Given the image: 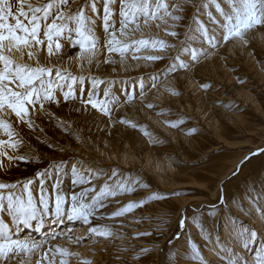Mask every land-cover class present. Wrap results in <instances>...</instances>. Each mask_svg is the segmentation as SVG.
Segmentation results:
<instances>
[{
  "label": "snow or ice",
  "instance_id": "6c2138e0",
  "mask_svg": "<svg viewBox=\"0 0 264 264\" xmlns=\"http://www.w3.org/2000/svg\"><path fill=\"white\" fill-rule=\"evenodd\" d=\"M74 2L75 0H38L36 4H33L28 0H0V133L8 138L7 140L0 139V157L7 158L9 164L15 160L28 162L29 157L20 154V148L24 141L12 123L3 118V114L10 111L14 113L18 121L27 125L29 129H35L38 125L33 114L37 111V105L39 106L38 111L43 114L45 119H54L50 108L46 105L56 104L59 106L60 101L57 98V93L63 96L65 103L75 101L77 99L75 85H83L85 82L84 76L77 78L68 69L61 70L60 67L53 69L43 66L39 59V46L46 41L47 51L51 56L53 55V44H55V53L62 55L61 40L67 39L73 48L78 46V58L86 61L91 67L96 57L94 49L98 46L95 31L96 20L102 19L105 35L104 46L109 53H118L123 59L132 48L139 52L141 47L151 46L154 50L164 51L172 45L163 40L141 39L131 43L127 40L122 42L116 38V24H119L120 36L127 37L129 30L140 29L141 21L144 25H149L154 21H160L167 25L170 20L172 22L170 27L173 30L166 34L179 38L175 29L184 19L183 13L189 4V0H175L171 4L166 0H100L99 3L97 0H85L84 4L73 10L70 4ZM210 6L215 7L218 16L209 11L207 13L208 22L216 27L209 28L200 20H193L197 27L192 29L189 26V32L186 33V36L195 34V40L201 44H207L209 49L218 50L221 47V41L217 35L220 30H222L224 43L232 40L246 44L249 33L264 26V0H227V9L222 7L217 0H210L209 4L196 7L199 12L200 8ZM100 7H102V17L99 15ZM89 12L92 14L91 16ZM133 25L134 29H132ZM73 34L75 39H73ZM184 51H188L187 47L184 48ZM214 54L211 51L192 48L190 57L191 61L195 63L199 62L201 58H207ZM25 56H27V60ZM162 58L158 55L144 57V59L153 62ZM33 60L35 66L28 62ZM109 62L111 61L105 60V63ZM191 67L192 64L183 60L178 63L172 62L161 74H153L150 85H145L141 79L140 99L143 100L147 87L155 88L160 79H166L169 74ZM261 67L264 70V64ZM87 79L91 83V88L87 92V99L82 98L84 88H79L81 104L85 107L90 105L92 109L109 117L111 122L113 108L121 101L112 93L110 86L103 90V99H98V89L104 81L91 76ZM203 87L206 89L209 85L205 83ZM166 91L173 96L180 95L178 91L170 87L166 88ZM134 98L133 94L127 93L124 103H132ZM145 106L150 109L154 108L152 104ZM119 123L134 129L139 127L148 137L150 144L160 143L142 126H138L130 120L120 119ZM184 123L185 120L180 118L169 122V126L179 128ZM57 126L65 131L68 130L62 121L58 122ZM191 131L194 133L195 129ZM48 146L54 147L51 144ZM6 147L11 148L14 154L9 155L5 150ZM260 151L264 152V149H260ZM256 154L252 153V155ZM3 168L5 166L0 162V169ZM62 171L57 165L52 171L46 168L43 171H37L34 177L22 181L0 182V213H6L10 217V223L0 220V264H32L35 254L41 252L44 245L48 243L47 240H36L32 237L20 238L21 228L34 229L39 233L46 220L51 224L60 225L65 219L72 223L79 222L83 225H90V218L93 216L99 218L100 209L107 207L104 201L108 197H116L126 192L132 193L137 186L140 188L149 187L139 178L133 181L118 178L117 171L113 170L109 177V180L112 181L111 184L106 180L98 192L94 186L84 188L78 193L73 192L69 201L60 191ZM237 171H239V165ZM71 172L73 186L90 183L91 177L86 181L77 167H73ZM49 179L54 181L50 186L51 191H49L47 183ZM36 181H38V189L35 186ZM262 191H264V187H262ZM90 192H96V194L89 196ZM146 199L158 201L166 199V196L155 192ZM144 203L145 200L129 203L111 215L122 216ZM219 203L220 205L225 203L223 197ZM240 210L247 215L249 225L245 227L238 224L236 218H233L231 223L225 221L226 236L222 241L218 237L217 242H214L209 249L215 254V259L212 260H206L201 254V250L189 241L191 259L195 260L197 264H247L240 258L237 248L248 249L256 241L258 232H264V197H258L257 200L252 201L250 208L245 209L241 205ZM179 224L183 230L185 217H181ZM67 231L71 232L72 229L69 228ZM87 231L94 236L103 238L113 235L109 227L90 226ZM201 232L206 241L210 239V234L205 232L203 227H201ZM58 235H63V233L53 229L51 239H55ZM68 238L71 239V236ZM88 238L91 239V236ZM178 238L179 236H177ZM76 243L80 244L82 241L77 239ZM149 250L145 248L142 251L147 253ZM55 253H59L61 257L59 264H68L67 257L76 255L70 253L68 249L60 247L55 248ZM37 264H40V261H37ZM81 264H92V262L83 260ZM253 264H264V245L256 250Z\"/></svg>",
  "mask_w": 264,
  "mask_h": 264
},
{
  "label": "rangeland",
  "instance_id": "374dc122",
  "mask_svg": "<svg viewBox=\"0 0 264 264\" xmlns=\"http://www.w3.org/2000/svg\"><path fill=\"white\" fill-rule=\"evenodd\" d=\"M75 1H77V0H75ZM173 1L175 2V0H166V2L169 3V4L174 3ZM190 1H189V3L191 4V7H189V5L186 7V9H185L186 12L183 13L184 20L181 21L182 23H180V25H179L180 27H177L176 28L177 30L175 29V31H177V33H178V36L180 37V35H181L180 42H179V40H177L176 37H174L175 38L174 39V38H170L169 35H166V33L169 30H171V31L173 30L170 27V25L172 24L171 21L169 22L168 25L163 26V28H161V34H159V33L156 34V33L149 32V31H146L145 32L143 30L140 31V33L137 31L138 34H139V37L137 36V38H135L137 40L133 39V41H138V40H141V39L154 40L156 38L159 40L160 38H162L160 40H165L168 44L172 45L171 48H173V47L176 48L174 50V52L171 53V55H170V52H171L170 49L171 48H169V47H168L169 49L166 48L164 51L154 50L153 48H151V46H149V47H142L139 52L135 51V48H132V50L129 51L128 53H126L125 56L123 57V58H128V60H132L133 59V61H136V62H139L140 61L139 63H144L146 65V66L143 65L144 67L141 66V67H137V68H135V67L134 68H130L131 67L130 66V67H128V69H127V67H125V68L123 67L124 69H120L121 68V64H120L121 61L120 60L122 59L120 57V55L118 53H115V52L114 53H109L107 51L106 47L104 46V43H105L104 42L105 35H104V31H103L102 19H97L96 20V28H95V31H96V36H97V40H98V46L96 47V49H94V51L96 53V57H95V62L91 65V67H89V65H86L88 67L84 66V64H86L85 63L86 61H82L81 59L78 58V53H79L78 46L76 48H73L72 45L68 42L67 39H62L61 40V45H62L61 53H62V55L55 53V44H53V55L49 56L48 51H47V42L45 41V43L43 45H41L42 47L39 46V49H38L39 50L38 51L39 52V59H40L41 63L42 64L43 63H45V64L47 63L46 65L43 64V66H45V67H52L53 69H55L56 67H60L61 70L68 69L72 73V75L76 76L77 78H79L81 75L82 76L84 75L85 82L83 83V85H75V87L77 88V99L75 101H72L73 103L70 102L69 103L70 105H68V103H65L64 102L63 96L61 94L57 93V98L60 101L59 106H57L56 104L46 105V107L50 108L53 116L55 117L54 119H45L44 116H43V114H41L38 111L39 106L37 105V111L33 114L35 116V118H36V124L38 125V127H36L35 129H29L27 127V125H25L24 123L18 121L17 118L15 117L14 113H11L10 111L7 112V113H5V114H3V118L6 121L12 123V125L17 130L19 136L23 139L24 143L25 144H28V145L31 144L32 146L34 145L36 148L43 150L44 153H42V155H44V157H46L47 154H52L54 156H55V154L58 155V149H59V147H61L65 151H67L66 155L73 154L74 149H77L79 151H84V150H87L88 151L90 149L93 150V151L95 150V153L93 151H91V153H89L88 155L89 156H92V158L94 160H95L94 157L100 158L99 159L100 161L101 160L105 161V159L108 156H110V154H111L110 152L112 150L115 151L114 154H116V155L117 154L118 155L119 154H122L124 152L123 151L124 148H129V151L132 150L133 153H135V157L136 158H135V160H133L134 163H133V161H128V160H126V162H125V159L122 158V159H119L120 161H117V160L114 161L116 163H114L112 161H109L108 164L110 166L108 165V168L111 169L112 171L113 170L118 171L117 172L118 173V178H121V179L126 180V181L127 180H132L133 181V180H136L138 178L140 180H142L144 178L142 176H147V174L152 175V173H153V175L149 177V180H148L149 182L146 183L145 178L143 179L145 182L142 180L147 185H150L151 188L149 190L148 188H146V189L144 188L143 189V188H140L139 186H137L136 190H139L140 193H138V191H136V190L133 191L134 192V193H132L133 196L130 195L122 203H120V206L117 205L118 208H115L111 212H108V215L111 216V218L109 220H112V222H114L113 226L119 224L118 221L123 216L128 215V213H132V211L133 212L135 211L134 212L135 214H132V216L134 215L133 218L135 217L134 219L137 220L140 216L144 217L145 215H140V216L138 215V214H140L139 210L142 212V214L145 213V210H141V209H147L148 207L145 208V205H147L149 203V201L152 202V200H147L146 198L152 196L153 193H155V192H159V193L164 194L166 196V199L158 200V201H160V202H158L159 205L164 204L168 200L169 201H172L175 197H178L180 195L186 196L187 197V201L186 202H187L188 206L186 207V210H185L184 214L182 212L180 215H175L174 214V212H176L175 209L174 210L172 209V211H171L168 208H166L165 206H164L165 208L158 206V207H156L154 209V211L155 212L157 211V213L154 212L152 214L153 219L154 218L155 219L150 221L151 222V225L149 223H146V225L145 224L144 225L142 224V226L141 225L140 226L138 225L140 228L137 230L136 233L133 234L134 235L133 237H134V240L135 241L138 240L139 243H144L145 246H149L148 248H152V246L154 247V244L156 245V243L159 242L160 239H162L165 234H168L169 233V235L167 236V241L165 243H163L165 245V253L164 254L160 253V256L161 257H163L165 254L167 255L169 253H172L171 249L174 247L175 244H177L176 242H179V241H181L186 248L190 249V250H187V249L184 248V251H186V253L191 252V245L189 244V241H191V242L193 241V243L199 248L200 247L199 245H201L202 244L201 242H203V240H201V239L204 237L203 234H202V232H201V227H203V229H204L205 232H207V233L210 234V232H209L210 229H207L206 228V226L204 225V220L203 219L206 218V217L209 218V219H206L207 220V224L208 225H211L210 222L213 220V216H214V214L211 213V211H214L217 207L220 206L219 205L220 204L219 202H220L221 198L223 197V192H222V194H220V198L218 200H216V198H213V199L208 198L206 196L207 195V192L205 194L206 198L203 197V194L205 193L206 188H208V187H214V185L216 184V181H212L209 186L206 185L207 187L201 188V186H203V181L206 182V178L209 175V173H207L206 170L212 168L213 166H220V165H217V163L218 164H222L224 162L226 164H229L231 161H232L231 163H233L234 156H236L240 152V150L244 149L243 147H246V146L250 145L251 143L254 144V142L255 143H257V142L260 143V140L261 141H264V116L261 114V113H264V111H260V113L256 111L258 114L255 113L254 110H253V108H251V107H253V105L251 104L250 100H247V101H244L243 99L241 100L242 96L240 95L238 97V95H237V94H240L239 90H241V88L239 87L240 86L239 84H241V83L244 82L245 77H254V76L255 77H257V76L259 77V73H261L260 70H262V67L260 66V68H259L258 65L264 64V51H263L262 48L257 47L256 46L257 45L256 43H253L252 44V46H255L256 48L253 49V52L254 53L251 52L250 54L253 55V57H255V58H257L259 56L260 57L262 56V59L260 57L257 58V59L254 58L255 59L254 60L255 64L253 62H249V60L247 58L244 59L247 56V54H245L247 50H244L243 53L245 54V56L244 55L242 56L243 53L241 55L240 54H236L235 56H233V57L230 58L231 60H227L228 62L226 63L225 67H227L229 65L230 68L227 67V69L226 68L224 69V67L222 65V66H219L220 68L217 67L219 69L215 68V69L211 70L210 68H206V67L204 69V66H202L203 68L201 67L200 69L205 70V71H199V73H198L199 75L197 76V80H200L201 79V81H202L200 84H198L199 83V81H198L197 83L195 82L192 85L187 86V87H183V88H180L181 86L180 87H178V86L177 87L176 86L171 87L173 89L176 88L177 89V90L175 89L176 91L179 90V93H180L181 96L180 95L179 96H173V95L169 94V92L166 91L164 93L165 95L162 94L163 97L166 98V100L163 101L162 99H165V98H163V97L160 98L159 97L161 100L159 101V98H154V100H155V102H154V100H152V99L145 98V96L147 95L148 91L152 88V87H147L146 88V92H145L144 97H143L146 100L143 99L144 101H141L140 102L141 99H140V96H138L139 95L138 93L140 92V80L141 79L143 80V82L145 83V85H150V83H151V77L153 76V74H161L170 65V63H172V62H176L177 63L178 60H180V61L181 60H184V56H186V58H189V59H187L189 64H193L194 62H192L191 59H190V52H191L192 48H196V49L198 48V50H200V49H202L205 46L204 49L206 51H211V52L220 51V49H218L217 51L216 50L214 51L212 49H209V47H208L207 44H201V43L197 42L195 40V34L194 35H191V36H186V33L189 32V26H191L192 29H195L197 27V25H195L193 23V20H200L201 22L205 23V25L207 24L208 25V26L206 25L207 27L213 28L215 25H212V24H210L208 22L207 13L209 11H211L213 13V15L218 16V14L216 13V10H215V7L214 6H210L208 8H200L199 9V12H198V9L196 8V6H199V5H202V4H209L210 3V0H197L198 2L192 0L193 3L190 2ZM226 1L227 0H217L218 3H221V4H224L225 5V6L222 5V7H224L225 9H227V2ZM28 2L33 3V4H36L38 2V0H28ZM99 2H100V0H97V3H99ZM84 3H85V0L84 1L82 0L81 2H78V4L77 3L75 4V2H74L75 5H73V3H72V6L73 7L71 6V4H70V7H72V9L75 10L77 6L82 5ZM192 4H193V7H192ZM117 8H118V4H117ZM187 11L188 12L190 11L189 12L190 14L187 13ZM185 13H187V15H184ZM188 14H189V16H188ZM198 14H200V15H198ZM89 15L91 16L92 14L89 12ZM99 15L102 17V7L99 9ZM197 15L199 16V18H197L198 17ZM188 17H189V19H188ZM49 22H51V21H49ZM141 22H143V21H141ZM141 22H140V24H141ZM154 22H156V21H154ZM116 26H117L116 28H118V30H117V32H118L119 31V24L117 23ZM261 27H264V26H260V28ZM163 29H167V30H163ZM181 33H183V34H181ZM158 34H159V36H158ZM217 35L220 38L221 46H222V44L224 43L223 40H222L223 39L222 38V30L218 31L217 32ZM73 39H75V35L74 34H73ZM117 39H120V38L117 37ZM122 39L125 40L126 38H121L120 40L122 41ZM126 40L128 42L130 41L129 43L132 42L130 40V38H129V40L128 39H126ZM175 40H177L179 42V44H178L177 41L175 42ZM171 41H173V42H171ZM195 42H197V43H195ZM249 42H250V39H248V42L246 44L245 43H242V45H243L242 47L247 46V44L249 45ZM185 47H187V49H188L187 52L184 51V48ZM255 49H256V51H255ZM166 50L169 51V52H165ZM261 51H262V53H261ZM259 52H260V55L258 56ZM166 53H168V54L166 55ZM137 54H140V55H137ZM154 55H158V56H161L163 58L160 59V60H158V61H155V62L144 59L145 56L147 57V56H154ZM216 55H218V54H215V56ZM134 56H136L135 60L133 58ZM241 56H242L243 59L240 58ZM138 57L140 58V60H139ZM179 57H181V58L180 59H177ZM166 58H167L168 62L167 61L165 62ZM25 59L27 60V56H25ZM41 59H43V60H41ZM169 59H171V60H169ZM201 59L199 60V62L201 61ZM258 59H260V61H256ZM102 60H103V63H101ZM105 60H109L111 62H109L107 64V63H105ZM187 60H186V63H187ZM236 60H240V61H236ZM246 60H248V61L246 62ZM243 61H245L246 64ZM28 62H33L34 63L35 61L33 60V61H28ZM150 62H152V65H151ZM199 62H197V63H199ZM239 62H241V63H239ZM81 64H83V67H81ZM196 64L194 63L193 65H196ZM250 64L255 65V68L253 69V71L250 70L252 68V65H250ZM106 65H109V66H106ZM113 65H115V66H113ZM33 66H35V63L33 64ZM234 66H236V67H234ZM245 66H247V67H245ZM116 67H117L118 70L116 69ZM233 67H234V69H233ZM125 69H127V70H125ZM222 69H223V72H226V71L227 72L226 73H223L222 72ZM81 70H83V71H81ZM120 70L121 71H124L125 70L124 71L125 74H122ZM230 71H231V73H230ZM238 71H239V73H236ZM262 71L264 72V70H262ZM115 72L117 73V75H116ZM208 72H211V74L210 73L207 74L209 77L206 75V73H208ZM79 73H81V74H79ZM112 73L114 75H116V76L113 75L114 76L113 77L112 76ZM234 73H236L235 76H232L231 77V75H233ZM108 74H109V77H108ZM200 74H202V75H200ZM249 74H251L252 76H250ZM119 75H122V76L120 77ZM215 75L217 77H215ZM220 75H222V76H220ZM89 76L104 81V83L100 84V86H99L98 95H97V98L98 99H103V90L106 87H109L110 86L112 93L120 101H122L121 103H119L118 105H116L113 108V111H112V114H111L112 115V121L114 123L112 121L111 122L113 124L110 122L109 117L104 116L101 112H99V111H97L95 109H92L90 105H87L85 107L83 104H81V96H80V93H79V88L80 87H83L84 88L85 91H84V95H83L82 98L83 99H87V92H88L87 90H89L91 88V83L87 79ZM200 76H202V77H200ZM241 76H244V78L241 77ZM53 77H54V72H53ZM233 77H235V78H233ZM202 79L205 80V81H203ZM237 79L238 80L241 79V80H239L240 82H235V80L238 81ZM161 80L162 79L159 80V83L161 82ZM223 80H225L226 82L223 81ZM250 80H251V78H249V81ZM205 83H207L209 85V87L206 88V89L203 87V85ZM210 84L211 85L214 84V85L211 86ZM251 85L253 86V84H249L245 88L247 90H249V88L252 87ZM221 87H223V88L221 89ZM237 87H239L238 88L239 90L237 89ZM188 88H189V91L187 90ZM219 88H220V90H221L222 93L220 92V90L218 91ZM225 88H227V89L225 90ZM180 89H182V90H180ZM207 89L209 91H207ZM214 89H215V91H214ZM184 90H185V92H184ZM228 90H231V91H228ZM216 91H218V92H216ZM232 91L233 92L235 91V93H233ZM191 92H194V93H191ZM207 92H209V93L210 92H213V93H210L209 94ZM214 92H216V93H214ZM252 92H254V91H252ZM127 93H131V94L134 95V97H135L134 98V101H136V104H135L134 101L132 102L131 105H130V103L129 104L128 103H124V100L126 99V94ZM218 93L221 94L220 96H222V98H218V96H217ZM225 93H228L230 95L233 94V96L231 95L228 98V100L230 99L229 101L226 100V101H228V103L229 102L230 103L233 102L229 106L227 104L224 105V103H223V105L221 104L222 101H224V99H225L223 97V95ZM211 94L212 95L214 94V95L211 96ZM162 95H160V96H162ZM182 95L185 96V97L187 95L188 96L190 95V96L189 97L187 96L186 97L187 100H186L185 97L183 98ZM234 95H236V96H234ZM255 96H256L255 97V100L256 99L257 100L259 99L258 100V103H259L260 108L261 109H264L263 93H259V94L258 93L257 94L255 93ZM179 97H182L183 98V99L180 98V100H183V102L178 99ZM193 97H194V100H193ZM216 97H217L218 100L215 99ZM207 101H208V103H207ZM212 102H214V103H212ZM234 102H236V103L243 102V104H241V105H237V104L234 105L235 104ZM188 103H189V105H188ZM146 104H152V105H155V106H154V108H151L150 109V108H147L145 106ZM180 104H182L183 106L180 105ZM217 104H218L219 107L217 106ZM136 105H138V106L136 107ZM159 105L162 108V110L165 109V108L167 109L165 111V114L167 116H164V117H161L160 116L161 113H163L164 111L157 110V108H159ZM119 106H120V108H119ZM131 106L133 108H131ZM156 106H157V108H156ZM164 106H166V107H164ZM185 106H186V108H185ZM187 107L189 109H187ZM217 107L218 108H221V107L227 108L228 107L230 109V111H229V109H227V110L224 109L225 112H223L224 110L222 108L221 109H218ZM116 108L119 109V110L117 111ZM183 108H184V110H183ZM77 109H79V110H77ZM87 109H89V111ZM168 109H169V111H168ZM231 109H232V111L236 110L233 113L246 112L247 113L246 118H247V121L248 122L245 121L244 122L245 125L242 124V126L240 125L241 126L240 127L239 126V123H238L239 119L238 118L236 119V117L234 116L235 119H236V122H235L236 124H234V125L233 124H230L231 121L230 120L227 121V120L229 119V116H230L229 113L231 112ZM115 110L117 111V113H116ZM187 110H189V111H187ZM91 112H94L95 113V116H93L94 113L92 115ZM180 112H182V113H180ZM219 112H220V114H219ZM227 112H228V114H227ZM251 112H252V115H251ZM120 114H122V115H120ZM146 114L149 115V116H146ZM221 115H222V118H221ZM153 116H155V117H153ZM123 117H125V118H123ZM223 117H224V119H223ZM226 117H228V118H226ZM130 118H133V119H130ZM155 118H157L158 120L156 121ZM180 118H183L185 120V123L180 126L181 128L182 127H184V128H182V129L180 127L179 128H172V127L169 126V122L174 121V120H177V119H180ZM225 118H226V121H225ZM120 119H127V120H130V121H133L135 124H138V126H142L145 131H147L148 128H149L150 130L147 131V132L151 133L153 137H155L156 139H158L160 141V143H158L157 146L159 147V149L161 148L160 150L163 149L162 150V154L165 155L167 153L168 156L171 157L172 161L173 162H176V163H174V167H175V164L177 165V167L172 168V170H171V168H169L166 164L163 165V163H161V166H158L159 169L158 168L155 169L154 166H152L153 164H148V165L146 164L145 165L144 164V162H145L144 161V158L147 156V151H148V155L150 154V152H151L150 149L152 148V146L149 143L148 138H146L147 136L144 135V133L140 130V128H135L134 129V128L128 127L126 125L120 124L119 123V120ZM61 121L64 123V127L68 129L67 131H65L63 128L57 126L58 122H61ZM104 121H106V122H104ZM109 122H110V124H108ZM215 122L218 123V124L216 125ZM103 125H105V126H103ZM208 125H209V127H206ZM218 125L221 126V128L218 127ZM223 125L224 126L226 125V126L224 127ZM243 127L246 128L247 130L244 129ZM214 128L215 129L218 128L220 130V132H219L220 134L219 133L218 134L217 133H214V132H216ZM41 129H43V130H41ZM192 129H195L194 134L191 131ZM239 129L242 132H240ZM106 130L108 132H106ZM167 130L171 131L170 132V135H168L169 134V131H167ZM175 130H178V132L175 131ZM213 130H214V132H213ZM222 130H223V132H222ZM244 131H246V133ZM158 132H159V134H157ZM198 132H200V134H198ZM211 132H213V133H211ZM183 133H184V135H187V136H184ZM221 134H223V135L226 134V135L223 137V135H221ZM175 135H177L181 139L183 138L182 136H184V138H186V139H189L190 138L191 140L189 139V142H192V143L191 144L188 143L185 146L184 144L181 143V140L180 141L179 140L176 141ZM205 135H207V136H205ZM214 136H217V137H214ZM159 137H161V139ZM163 137L166 140V141L163 140L164 142L162 141ZM0 139L7 140L8 138L6 136H4L3 133H0ZM39 139L44 140L45 143H43V141H41ZM196 139H197V142H196L197 144L195 143V140ZM216 139H219V140H216ZM258 139H260V140H258ZM167 140H168V142H167ZM48 141L51 142V143H54V147H49L48 145L50 143H48ZM109 143H110V145H109ZM167 143L170 144V145H168ZM201 143H203V144H201ZM159 144H160V146H159ZM204 144H205V146H204ZM154 145L156 146V144H154ZM165 145H168V147L165 146ZM257 146H258L257 148H253V151L252 152H250V153H248V154L245 155V157L241 160V161H244L243 163H241V161H240L237 164V166L239 165V169H241V170H239L240 172L237 171V168H236L235 169L236 173H235V171H234L235 174L233 173L235 176L232 175L230 177L231 181L233 182L232 186H235L236 189L230 190V188H229L230 186L224 185V188L225 187H228V189L226 188L225 192L227 193V192L230 191L229 197H232L233 196V193L234 194L235 193L237 194V192H238V195H242V196L243 195H246L245 194L246 193V190H244L243 188L241 189L242 183L244 184L245 181L248 183L249 187H252V188H254V187L256 188L259 183L261 184L263 182V180H264V157H263L264 156V152H261L260 149H264V145L261 146V145L257 144ZM104 147H105V149H104ZM96 148H97V150H96ZM101 148H102V150H101ZM148 148H149V150H148ZM5 150L8 152L9 155H13L14 154L13 153V150L11 148H7L6 147ZM100 150L102 151V153H101ZM104 150H106V151H104ZM177 150H179V151H177ZM235 151H236V153H235ZM232 153H233L234 156L232 155ZM252 153H257V154L256 155H252ZM20 154L21 155H24L22 153V146L20 148ZM225 154H227L228 157ZM42 155H41V157H42ZM142 156H143V158H142ZM220 156L223 157V158H221ZM224 156L227 157V160L228 161H226L224 159ZM246 157H247V159H245ZM140 158H142V159H140ZM0 159H1L0 162H2L3 164L8 161L7 158H5V157H0ZM75 159H76L75 157L69 158V159L64 158V159H62V161L60 160V162H55L50 167H47V169H49L50 171H52V170H54V168L57 165L61 169H63V171H62V177H61V182L63 183L64 180H67L68 181L69 177L72 176V172H71L72 169H71V166L69 164L72 163L73 161H75ZM123 159H124V163L121 164L122 163L121 160H123ZM251 159H255L254 160V163H252L251 165L247 164L249 167H247V166L245 167V164H246L245 162H248ZM34 160L35 159L29 160L28 162L15 160L11 164H13L15 168H17V166L19 167L17 169V171H18L17 173L22 176V180H25L27 178H30V176L27 174V173H29V171H28L29 165L30 164H37L39 162L38 160H35V161ZM140 160H141V162H139ZM215 160H217V161L215 162ZM84 161H86V160H83L82 162H84ZM219 161H221V163ZM63 162H65V163H64L63 166H61L63 164ZM119 162H120V165H117V164H119ZM129 162H130V165H129ZM8 163H9V161H8ZM67 163H68V165H67ZM101 163H103V162H99L98 161V165H100V166L98 168H94L96 170V172H97L96 175H95V177H98V176L101 177L100 175H102V173L104 172L103 171L104 168H102L103 165ZM131 163H132V165H131ZM134 164H135V166H134ZM140 165H142L143 167L144 166H147V167L146 168L144 167L145 168V170H144V168L142 166H140ZM113 166L114 167L116 166V168L114 169ZM118 166H121V167L119 168ZM131 167H133V168H131ZM140 167H141V169H137V168H140ZM147 168H151L152 170L151 169H149V170L152 171V172L148 171ZM161 168H163V170ZM245 168H247L248 170L245 169ZM119 169H121V170H119ZM157 169L159 170V172H158ZM251 169H253V170H251ZM160 170H162L164 172H162ZM126 171H128V172H126ZM245 171H246V173H245ZM256 171H258V172L256 173ZM138 172H142L143 174L142 173H138ZM181 172H182V174H181ZM63 173L65 175H63ZM169 173L172 174V176L174 177L173 183H175V184L168 182ZM175 173H177V174H175ZM136 174H138V175H136ZM109 175L111 176V173L107 174L106 175V178H108ZM160 175H162V176H160ZM163 175H164V177H163ZM152 177H154L157 180H155ZM150 179H152V180L154 179V180L152 181ZM106 180L108 182L110 181L112 183V181L109 180V178L106 179ZM162 180H163V182H162ZM4 181H6V180H4ZM4 181L2 180L1 182H4ZM50 181L52 182L53 180L49 179L47 181L48 185L49 184L51 185L54 182L53 181L51 183ZM156 182H157V184H156ZM177 183H178V185H177ZM37 185H38V181L35 182V186H37ZM173 185H175L176 187L173 186ZM166 187H168V188H166ZM199 188H201L203 190H201ZM239 190H240V192H239ZM98 191H99V189H98ZM135 192L137 194H135ZM143 192H145V193H143ZM140 194H141V196H140ZM37 196H38V194H37ZM138 196H140V197H138ZM173 196H175V197H173ZM169 197H171V198H169ZM247 197L248 196H245L244 198H247ZM140 200H145V203L142 206L135 208L138 212L135 209H133L132 211L127 212L126 214H124L122 216H112L111 215V213L116 212L118 209H120V207H124V206L128 205V203H136V202H138ZM198 202H200L199 204L208 203V205L207 204L205 206L201 205L202 208L196 209L195 207L198 205ZM239 204L240 205H237V206L238 207H241L242 204L241 203H239ZM213 206H215V207H213ZM157 208H159V210ZM190 209H191V211L192 210L193 211L191 212ZM201 209H203V210H201ZM186 211L189 212V213H187ZM190 213H191L192 216L189 215ZM163 214H164V216H162ZM2 215L3 214L0 213V220H3L2 219L3 218ZM104 215L102 214V216H104ZM154 215H156V216H154ZM165 215H166L167 218L165 217ZM181 215H183V217H185V227H184L183 230H181L180 224H179V221H180V219L182 217ZM112 217L113 218L115 217V218L113 219ZM158 217H159V220H158ZM161 219H163V220H161ZM113 220H115V221H113ZM133 223H135V221H133ZM160 223H162V224H160ZM189 223L191 225L194 224V226L189 227L190 226ZM169 224H171V225H169ZM147 225H149V226H147ZM51 226L53 228L54 227V224H52ZM159 226H162V227H165L166 226V227H168V230H165L164 229L165 232H166L165 234L159 233V234H156L155 235L153 233V231H155L157 229V227H159ZM192 227L194 229H191ZM87 228L88 227L85 228L86 232L83 235L84 236L83 237L84 241H87L88 242V244H89L88 247H90V246L91 247H94L95 246V248H98V244L100 242L103 243V241H105V238H103V237H97V236H94V235L90 234L87 231ZM110 228L113 229L112 227H110ZM60 230H61V228H57L56 229V232H60ZM145 230H146V232H145ZM159 230L160 229H158V231ZM196 230H198V231H196ZM32 232H33V230H30L29 231V234H31ZM188 232L190 233V235L188 234ZM186 234H188V236H189L188 239L183 238V236H185ZM192 234H193V236H196L195 237L196 240H191V239H193L192 236H191ZM215 234L216 235H219V233L217 234V232ZM51 235H53V234H52V232L50 230L49 233L47 234V237H45L43 240H48ZM90 236H91V239L88 238ZM177 236H179L178 239H177ZM37 237H38V235H37ZM144 238H146V241L145 242H142V239L145 240ZM184 240H186V243H185ZM128 241H130V243L132 242L131 240H128ZM162 241H163V239H162ZM153 242H154V244H153ZM189 245H190V247H189ZM140 254L138 255L139 257H137V259H136V260L139 259L138 260L139 262L136 261V262H138L137 264H150V263L151 264H166V262L164 260H163L164 262L161 261V258L158 257L157 255L156 256H150V257H148L144 252L141 255ZM56 255L57 256H60L59 253H56ZM133 256H135V255H133ZM155 258H156V260H155ZM163 258H165V257H163ZM86 260L91 261L92 264L93 263L94 264H98L97 261L99 260V258L97 256L90 257V258L87 257ZM125 262H126V264H129L130 263V262L128 263V260H126ZM167 262H169V261H167ZM99 264H101V263H99Z\"/></svg>",
  "mask_w": 264,
  "mask_h": 264
},
{
  "label": "bare ground",
  "instance_id": "6f19581e",
  "mask_svg": "<svg viewBox=\"0 0 264 264\" xmlns=\"http://www.w3.org/2000/svg\"><path fill=\"white\" fill-rule=\"evenodd\" d=\"M82 0H77V1H75V4L77 3L78 4V2H81ZM84 1V0H83ZM190 1V0H189ZM194 1H196V2H198L197 0H194ZM174 2V1H173ZM190 2H192L193 3V1L191 0ZM227 2V1H226ZM195 3V2H194ZM225 3V2H224ZM74 3H73V5H75ZM199 4V3H198ZM226 4V3H225ZM189 5V7H191V4L189 3L188 4ZM221 5H224V4H221ZM71 6H72V3H71ZM225 6V5H224ZM73 7V6H72ZM71 7V8H72ZM192 7H193V4H192ZM101 8V7H100ZM197 8V7H196ZM190 9V8H189ZM191 10V9H190ZM193 11V10H192ZM191 11V12H192ZM186 12V11H185ZM190 12V11H189ZM188 11H187V13H189ZM187 13H185L184 15H187ZM198 13V12H197ZM190 14V13H189ZM189 14H188V16H189ZM192 14V13H191ZM198 15H200V14H198ZM197 15V16H198ZM193 16V15H192ZM187 17V16H186ZM194 17V16H193ZM203 17V16H202ZM197 18H199V16L197 17ZM188 19H189V17H188ZM184 20V19H183ZM203 20V19H202ZM169 22H170V20L168 21V24H169ZM180 23H182V22H180ZM167 24V25H168ZM157 25H159V26H157ZM207 25V24H206ZM163 26H166V24L165 23H162V22H160V21H156V22H150L149 23V25H144L143 24V22H141V24H140V29L139 30H129V33H128V36L127 37H121L120 36V33H116V38L117 37H119L120 39L121 38H126V39H128L129 40V38H130V40L131 41H133V39H135V38H137V36L139 37V34H138V32L140 33V31H149V32H153V33H159V34H161V28H163ZM182 26V25H181ZM184 26V25H183ZM208 26V25H207ZM117 27V26H116ZM178 27H180V26H178ZM215 27V26H214ZM135 28V26H132V29H134ZM169 28V27H168ZM184 28V27H183ZM172 29V28H171ZM117 30H118V28H117ZM163 30H167V29H163ZM177 30V29H176ZM180 30V29H179ZM138 31V32H137ZM169 31H171V30H169ZM99 32V31H98ZM167 32V31H166ZM165 32V33H166ZM180 32V31H179ZM186 32V31H185ZM101 34V33H100ZM159 34H158V36H159ZM181 34H183V33H181ZM143 35V34H142ZM150 35V34H149ZM167 35V34H166ZM157 36V35H156ZM101 37V36H100ZM141 37V36H140ZM151 37V36H150ZM179 37V36H178ZM180 37H181V35H180ZM180 37H179V39L177 38V40H179V42H180ZM132 38V39H131ZM170 38H174L173 36H170ZM104 39V38H103ZM125 39V40H126ZM157 39V38H156ZM160 39H162V38H160ZM159 39V40H160ZM175 39V38H174ZM248 39H250V42H249V45L247 44V46H245V47H242L243 45H242V43L241 42H239V41H235V42H233L232 40H230L229 42H227V43H223L222 44V46L221 47H219V49H220V51H217V52H214L215 54H218V55H216L215 56V54L214 55H210V56H208L207 58H202L201 59V61L199 62V63H197V62H195V64L196 65H193L192 64V67L190 68V69H187V70H184V69H181V70H178L177 72H174V73H172V74H169L168 76H167V78L166 79H162L161 80V82L160 83H158V86L157 87H155V88H151L149 91H148V93H147V95L145 96V98H147V99H152V100H154V98H161V97H163V95L162 94H164L165 92H166V88H171V87H174V86H178V87H180V88H183V87H187V86H190V85H192L193 83H197L198 81H199V83L198 84H200L202 81H201V79L200 80H197V76L199 75L198 73H199V71H205V70H202V69H200L202 66H204V69H205V67L206 68H210L211 70H213V69H215V68H217V67H219V66H222L223 65V67H224V69L226 68L227 69V67H229V65L227 66V67H225V65H226V63L228 62L227 60H231L230 58L231 57H233V56H235L236 54H242L243 52H244V50H247L246 51V53L245 54H247V56L244 58V59H248L249 60V62H253L254 64H255V62H254V60L255 59H257V58H259L260 56V52H259V54H258V56L259 57H257V58H255V57H253V55H251L250 53L251 52H253V49L254 48H256L255 46H252V44L253 43H256L257 45V47H260V48H262L263 49V51H264V27H258L257 29H255V30H253V31H251L250 33H249V35H248ZM135 40H137V39H135ZM177 40H175V42L177 41ZM182 40V39H181ZM223 40V39H222ZM122 41H124L123 39H122ZM163 41H165V40H163ZM192 41V40H191ZM254 41V42H253ZM101 42V41H100ZM104 42H105V40H104ZM130 42V41H129ZM171 42H173V41H171ZM170 42V43H171ZM178 42V41H177ZM179 42H178V44H179ZM195 43H197V42H195ZM105 44V43H104ZM172 44V43H171ZM175 44V43H174ZM177 44V43H176ZM192 44V43H191ZM184 45V44H183ZM201 45V44H200ZM204 46V45H203ZM42 47V46H41ZM194 47V46H193ZM142 48V47H141ZM152 48V47H151ZM169 48H171V47H169ZM169 48H167V49H169ZM205 48V46L202 48L203 50H205L204 49ZM207 48V47H206ZM145 49V48H144ZM149 49V48H148ZM176 48L175 47H173V48H171L170 50H171V52H170V55H171V53L172 52H174V50H175ZM197 50H198V48H197ZM208 50V49H207ZM39 51V50H38ZM45 51V50H44ZM178 51V50H177ZM206 51V50H205ZM215 51V50H214ZM255 51H256V49H255ZM42 52V51H41ZM47 52V51H46ZM106 52V51H105ZM165 52H169V51H165ZM149 53V52H148ZM254 53V52H253ZM258 53V52H257ZM261 53H262V51H261ZM131 54V53H130ZM168 53H166V55H167ZM245 54L243 53L242 54V56L244 55L245 56ZM105 55V54H104ZM137 55H140V54H137ZM169 55V56H170ZM41 56V55H40ZM184 56V55H183ZM242 56L240 57V58H242ZM121 57V56H120ZM136 57V56H135ZM146 57V56H145ZM167 57V56H166ZM43 58V57H42ZM101 58V57H100ZM107 58V57H106ZM139 58V57H138ZM181 57H179V58H177V59H180ZM238 58V57H237ZM236 58V59H237ZM255 58V59H254ZM261 59H262V56L260 57ZM104 59V58H103ZM187 59H189V58H186V56H184V62H186V60ZM190 59H191V57H190ZM243 59V58H242ZM41 60H43V59H41ZM46 60V59H45ZM135 60V59H134ZM139 60H140V58H139ZM169 60H171V59H169ZM248 60H246V62L248 61ZM47 61V60H46ZM101 61V60H100ZM99 61V62H100ZM121 61V68L120 69H124L125 67H127V69H128V67H130V68H137V67H141V66H143V65H145L144 63H139V62H136V61H133V59L132 60H128V58H123V59H121L120 60ZM119 61V62H120ZM168 62V60H167V58H166V60H165V62ZM236 61H240V60H236ZM256 61H260V59H258V60H256ZM178 62H180V60H178L177 61V63ZM232 62V61H231ZM242 62V61H241ZM241 62H239V63H241ZM245 64H246V62L245 61H243ZM29 63H33V62H29ZM35 63V62H34ZM33 63V64H34ZM86 64H84V66H86V65H88L87 64V62H85ZM98 63V62H97ZM101 63H103V60H102V62ZM151 63V65H152V62H150ZM187 63H188V60H187ZM237 63V62H236ZM243 63V64H244ZM257 63V62H256ZM44 65H46L45 63H43ZM99 64V63H98ZM108 64V63H107ZM112 64V63H111ZM231 64V63H230ZM250 65H252V68L250 69V70H252L253 71V69L255 68V65H253V64H250ZM258 65V64H257ZM49 66V65H48ZM51 66V65H50ZM98 66V65H97ZM106 66H109V65H106ZM105 66V67H106ZM113 66H115V65H113ZM146 66V65H145ZM237 66V65H236ZM236 66H234V67H236ZM259 66V68H260V66L261 65H258ZM86 67H88V66H86ZM124 67V68H123ZM144 67V66H143ZM234 67H233V69H234ZM243 67V66H242ZM245 67H247V66H245ZM244 67V68H245ZM85 68V67H84ZM159 68V67H158ZM203 68V67H202ZM220 68V67H219ZM219 68H217V69H219ZM230 68V67H229ZM232 68V67H231ZM107 69V68H106ZM109 69V68H108ZM116 69H117V67H116ZM127 69H125V70H127ZM142 69V68H141ZM144 69V68H143ZM152 69V68H151ZM209 69V70H210ZM247 69V68H246ZM72 70V69H71ZM85 70V69H84ZM114 70V69H113ZM112 70V71H113ZM118 70V69H117ZM124 70V71H125ZM150 70V69H149ZM157 70V69H156ZM232 70V69H231ZM81 71H83V70H81ZM111 71V72H112ZM121 71V70H120ZM124 71H121V73L122 74H125V72ZM159 71V70H158ZM247 71V70H246ZM258 71V70H257ZM256 71V72H257ZM134 72V71H133ZM141 72V71H140ZM215 72V71H214ZM220 72V71H219ZM222 72H223V69H222ZM221 72V73H222ZM227 72V71H226ZM226 72H223V73H226ZM260 72L261 73H259V77L257 76V77H245V79H244V82L243 83H241V84H239L240 86V88H241V90H239L238 88L239 87H237V89L239 90V92H240V94H237L238 95V97L241 95L242 96V98H241V100L243 99L244 101H247V100H250V102H251V104L253 105V107H251V108H253V110H254V112L255 113H257V112H259L260 113V111H264V109H261L260 108V106H259V103H258V100L256 99L255 100V97L257 96H255V93L257 94H259V93H263V98H264V72L262 71V70H260ZM108 73V72H107ZM116 73V72H115ZM147 73V72H146ZM211 74V72H208V73H206V75L207 74ZM230 73H231V71H230ZM229 73V74H230ZM236 73H239V71L238 72H236ZM236 73H234L233 75H231V77L232 76H235V74ZM248 73V72H247ZM79 74H81V73H79ZM78 74V75H79ZM253 74V73H252ZM88 75V74H87ZM114 74L112 73V76H113ZM116 75H117V73H116ZM116 75H114V76H116ZM200 75H202V74H200ZM244 75V74H243ZM250 76H252L251 74H249ZM82 76V75H81ZM84 76V75H83ZM113 76V77H114ZM120 77L122 76V75H119ZM208 76V75H207ZM220 76H222V75H220ZM79 77V76H78ZM108 77H109V74H108ZM118 77V76H117ZM200 77H202V76H200ZM205 77V76H204ZM209 77V76H208ZM211 77V76H210ZM215 77H217L216 75H215ZM224 77V76H223ZM241 77H243L244 78V76H241ZM100 78V77H99ZM219 78V77H218ZM230 78V77H229ZM233 78H235V77H233ZM249 78H251V80L249 81ZM109 79V78H108ZM116 80V79H115ZM114 80V81H115ZM203 80V79H202ZM238 80V79H237ZM239 80H241V79H239ZM236 81L235 80V82H240V81ZM203 81H205V80H203ZM220 81V80H219ZM223 81H225V80H223ZM226 82V81H225ZM234 82V81H233ZM113 83V82H112ZM222 84V83H221ZM227 84V83H226ZM249 84H253V86L251 87V88H249V90H247L245 87L246 86H248ZM211 85V84H210ZM214 85V84H213ZM213 85H211V86H213ZM233 85V84H232ZM223 86V85H222ZM235 86V85H234ZM226 87V86H225ZM233 87V86H232ZM216 88V87H215ZM223 87H221V89H222ZM231 88V87H230ZM132 89V88H131ZM174 89H176V88H174ZM192 89V88H191ZM227 88H225V90H226ZM229 89V88H228ZM177 90V89H176ZM180 90H182V89H180ZM188 91H189V88L187 89ZM213 90V89H212ZM220 90V88L218 89V91ZM235 90V89H234ZM88 91V90H87ZM193 91V90H192ZM207 91H209L208 89H207ZM214 91H215V89H214ZM218 91H216V92H218ZM228 91H231V90H228ZM236 91V90H235ZM235 91L233 92V93H235ZM252 91H254V92H252ZM168 92V91H167ZM178 92H179V90H178ZM184 92H185V90H184ZM187 92V91H186ZM195 92V91H194ZM194 92H191V93H194ZM216 92H214V93H216ZM220 92H221V90H220ZM238 92V91H237ZM190 93V94H191ZM207 93H209V92H207ZM206 93V94H207ZM210 93H213V92H210ZM209 93V94H210ZM222 93V92H221ZM139 94V93H138ZM160 95H162V96H160ZM165 95V94H164ZM214 95V94H213ZM212 94H211V96H213ZM216 95V94H215ZM221 94L220 93H218L217 94V96H218V98H222V96H220ZM232 96H233V94H231ZM230 94H228V93H225L224 95H223V97L225 98L224 99V101H222V105H223V103H224V105L225 104H227L228 106L229 105H231L233 102H229L228 103V101L230 100H228V98L231 96ZM119 96V95H118ZM139 96V95H138ZM137 96V97H138ZM181 96V95H180ZM183 96V95H182ZM188 96V95H187ZM186 96V97H187ZM190 96V95H189ZM188 96V97H189ZM209 96V95H208ZM220 96V97H219ZM234 96H236V95H234ZM136 97V98H137ZM185 96H183V98H184ZM185 97V99L187 100V98ZM215 97V96H214ZM213 97V98H214ZM159 98V101L161 100ZM163 98H165V97H163ZM180 98H182V97H179L178 99L180 100ZM182 98V99H183ZM192 98V97H191ZM144 99V98H143ZM208 99V98H207ZM215 99H217V97L215 98ZM214 99V100H215ZM232 99V98H231ZM235 99V98H234ZM144 100H146V99H144ZM144 100H140V102L141 101H144ZM163 101L164 100H166V98L165 99H162ZM185 100V101H186ZM190 100V99H189ZM193 100H194V97H193ZM210 100V99H209ZM218 100V99H217ZM226 100H228V101H226ZM180 101H182L183 102V100H180ZM212 101V100H211ZM122 102V101H121ZM135 102V104H136V101H134ZM139 102V103H140ZM151 102V101H150ZM154 102H155V100H154ZM206 102V101H205ZM210 102V101H209ZM215 102V101H214ZM214 102H212V103H214ZM218 102V101H217ZM73 103V102H72ZM159 103V102H158ZM207 103H208V101H207ZM219 103V102H218ZM235 104L234 105H241V104H243V102H241V103H236V102H234ZM129 104V103H128ZM132 103H130V105H131ZM184 104V103H183ZM216 104V103H215ZM68 105H70L69 103H68ZM157 105V104H156ZM162 105V104H161ZM180 105H182V104H180ZM187 105V104H186ZM188 105H189V103H188ZM191 105V104H190ZM214 105V104H213ZM212 105V106H213ZM221 105V106H222ZM251 105V106H252ZM81 106V105H80ZM79 106V107H80ZM138 105H136V107H137ZM155 106V105H154ZM183 106V105H182ZM195 106V105H194ZM217 106H218V104H217ZM124 107V106H123ZM164 107H166V106H164ZM219 107V106H218ZM217 107V108H218ZM226 107V106H225ZM236 107V106H235ZM238 107V106H237ZM246 107V106H245ZM250 107V106H249ZM73 108V107H72ZM118 108V107H117ZM116 108V109H117ZM119 108H120V106H119ZM122 108V107H121ZM125 108V107H124ZM131 108H133L132 106H131ZM156 108H157V106H156ZM182 108V107H181ZM185 108H186V106H185ZM223 110L225 109V110H227V109H229L228 107L227 108H223V107H221ZM221 108H218V109H221ZM240 108V107H239ZM243 108V107H242ZM80 109V108H79ZM187 109H189L188 107H187ZM193 109V108H192ZM196 109V108H195ZM82 110V109H81ZM88 111H89V109H87ZM119 109H117V111H118ZM122 110V109H121ZM157 110H159V111H161L162 110V108L160 107V105H159V108H157ZM156 110V111H157ZM167 109L165 108V109H163L162 111H164L163 113H161V117H164V116H167L166 114H165V111H166ZM183 110H184V108H183ZM225 110L223 111V112H225ZM240 110V109H239ZM252 110V109H251ZM87 111V112H88ZM92 111V110H91ZM116 111V110H115ZM117 111H116V113H117ZM168 111H169V109H168ZM187 111H189V110H187ZM222 111V110H221ZM229 111H230V109H229ZM228 111V112H229ZM234 111H236V110H234ZM234 111H232V109H231V112L229 113V119L227 120V121H231L230 122V124H236L235 122H236V119L238 118L239 119V121H238V123H239V126L241 125L242 126V124H244V122L245 121H247V118H246V115H247V113L246 112H240V113H233ZM257 111V112H256ZM212 112V111H211ZM228 112H227V114H228ZM90 113V112H89ZM88 113V114H89ZM92 113V115H93V113L94 112H91ZM142 113V112H141ZM180 113H182V112H180ZM184 113V112H183ZM145 114V113H144ZM148 114V113H147ZM146 114V116H149V115H147ZM219 114H220V112H219ZM258 114V113H257ZM263 116H264V113H261ZM91 115V114H90ZM120 115H122V114H120ZM185 115V114H184ZM223 115V114H222ZM222 115H221V118H222ZM251 115H252V112H251ZM93 116H95V113H94V115ZM92 116V117H93ZM118 116V115H117ZM181 116V115H180ZM195 116V115H194ZM236 117V119H235V117ZM153 117H155V116H153ZM184 117V116H183ZM225 117V116H224ZM224 117H223V119H224ZM7 118V117H6ZM123 118H125V117H123ZM226 118H228V117H226ZM226 118H225V121H226ZM9 119V118H8ZM12 119V118H11ZM15 119V118H14ZM130 119H133V118H130ZM149 119V118H148ZM151 119V118H150ZM156 119V121L158 120L157 118H155ZM208 119V118H207ZM147 120V119H146ZM107 121V120H106ZM106 121H104V122H106ZM143 121V120H142ZM193 121V120H192ZM224 121V122H225ZM103 122V123H104ZM113 122V121H112ZM111 122V123H112ZM133 122V121H132ZM150 122V121H149ZM148 122V123H149ZM187 122V121H186ZM191 122V121H190ZM219 122V121H218ZM248 122V121H247ZM102 123V124H103ZM114 123V122H113ZM112 123V124H113ZM139 123V122H138ZM141 123V122H140ZM145 123V122H144ZM147 123V124H148ZM192 123V122H191ZM190 123V124H191ZM208 123V122H207ZM206 123V124H207ZM220 123V122H219ZM227 123V122H226ZM105 124V123H104ZM108 124H110V122L108 123ZM154 124V123H153ZM205 124V125H206ZM212 124V123H211ZM215 124L217 125L218 123H216L215 122ZM106 125V124H105ZM105 125H103V126H105ZM138 125V124H137ZM229 125V124H228ZM245 125V124H244ZM111 126V125H110ZM150 126V125H149ZM215 126V125H214ZM224 126V125H223ZM226 126V125H225ZM224 126V127H225ZM240 126V127H241ZM247 126V125H246ZM102 127V126H101ZM206 127H209V125L208 126H206ZM211 127V126H210ZM218 127H220L221 128V126H219L218 125ZM238 127V126H237ZM139 128V127H138ZM181 128V127H180ZM182 128H184V127H182ZM181 128V129H182ZM186 128V127H185ZM190 128V127H189ZM205 128V127H204ZM228 128V127H227ZM235 128V127H234ZM239 128V127H238ZM244 128V127H243ZM128 129V128H127ZM166 129V128H165ZM206 129V128H205ZM215 129V128H214ZM223 129V128H222ZM241 129V128H240ZM240 129H239V131H240ZM244 129H246V128H244ZM150 129L148 128V130L147 131H149ZM185 130V129H184ZM200 130V129H199ZM207 130V129H206ZM210 130V129H209ZM208 130V131H209ZM242 130V129H241ZM247 130V129H246ZM125 131V130H124ZM127 131V130H126ZM138 131V130H137ZM156 131V130H155ZM167 131H169V130H167ZM175 131H177L178 132V130H175ZM201 131V130H200ZM215 131L216 132H214V130H213V132L214 133H219L220 132V130L218 129V128H216L215 129ZM238 131V130H237ZM236 131V132H237ZM106 132H108L107 130H106ZM164 132V131H163ZM162 132V133H163ZM170 132L171 131H169V134L168 135H170ZM182 132V131H181ZM202 132V131H201ZM213 132H211V133H213ZM222 132H223V130H222ZM225 132V131H224ZM240 132H242V131H240ZM239 132V133H240ZM245 133H246V131H244ZM175 133V132H174ZM203 133V132H202ZM201 133V134H202ZM226 133V132H225ZM157 134H159V132L157 133ZM177 134V133H176ZM194 134V133H193ZM197 134V133H196ZM198 134H200V132H198ZM216 134V135H217ZM220 134V133H219ZM107 135V134H106ZM127 135V134H126ZM173 135V134H172ZM183 135H184V133H183ZM221 135H223V134H221ZM226 135V134H225ZM225 135H223V137L225 136ZM37 136V135H36ZM184 136H187V135H184ZM184 136H182L183 138L181 139L180 137H178L177 135H175V139H176V141H180L181 140V143L182 144H184L185 146L189 143V144H191L192 142H189V139H186V138H184ZM205 136H207V135H205ZM189 137V136H188ZM199 137V136H198ZM214 137H217V136H214ZM222 137V136H221ZM82 138V137H81ZM146 138H148V137H146ZM160 139H161V137H159ZM172 138V137H171ZM170 138V139H171ZM204 138V137H203ZM206 138V137H205ZM168 139V138H167ZM169 139V140H170ZM221 139V138H220ZM39 140H41V141H43V143H45L44 142V140H42V139H39ZM163 140H165L164 139V137H163V139H162V141ZM191 140V139H190ZM216 140H219V139H216ZM258 140H260V139H258ZM257 140V141H258ZM83 141V140H82ZM161 141V142H162ZM166 141V140H165ZM172 141V140H171ZM221 141V140H220ZM105 142V141H104ZM103 142V143H104ZM164 142V141H163ZM167 142H168V140H167ZM197 142V139L195 140V143ZM48 143H50L51 145H54V143H51V142H49L48 141ZM166 143V142H165ZM180 143V144H181ZM251 143V142H250ZM89 144V143H88ZM168 144V143H167ZM176 144V143H175ZM197 144V143H196ZM201 144H203V143H201ZM252 144V143H251ZM248 145V146H246V147H243L244 149H242V150H240V152L236 155V156H234L233 155V153H232V155L234 156V161H233V163H229V164H226V163H222V164H218L217 163V165H220V166H213L212 168H210V169H208V170H206V172L207 173H209V175L207 176V178H206V182H204L203 181V186H201V188H205V187H207V186H209L210 184H211V182L212 181H216V184L214 185V187H208V188H206V191H205V193L203 194V197L204 198H206V196L208 197V198H210V199H213V198H216V200H218L219 198H220V194H222V192H223V199H224V201H225V203L223 204V205H220L219 203V207H217L214 211H211V213H213L214 214V216H213V220L210 222L211 223V225H208L207 224V220L206 219H209V218H204L203 220H204V225L206 226V228L207 229H210V239L209 240H205L204 239V237L201 239V240H203V242H201L200 244L201 245H199L200 247H199V249L201 250V254L204 256V258L206 259V260H212V259H215V254H214V252H212V251H210L209 249H211V247H212V244L214 243V242H217V239H218V237H219V239L222 241L223 239H224V237L226 236V231H225V229H226V225H225V221H228L229 223H231V222H233V218H236V222L238 223V224H241L242 226H245V227H247L248 225H249V220H248V217H247V215L244 213V212H242L241 210H240V208L241 207H238L237 205H240L239 203H241L242 204V206H243V208H245V209H247V208H250L251 206H252V201H254V200H257V198L258 197H264V191H262V187H264V180H263V182L260 184H258V186L255 188H252V187H249V185H248V183L245 181V183L243 184L242 182V186H241V189L243 188L244 190H246V195H238V192H237V194L235 193H233V196L232 197H229V195H230V191L229 192H225V190H226V188L228 189V187H225L224 188V185H228V186H230L229 188H230V190H233V189H236V187L235 186H232V184H233V182L231 181V179H230V177L233 175V176H235L233 173H234V171H235V169L237 168V164L245 157V155L246 154H248V153H250V152H252L253 151V148H257L258 146H257V144H259V145H264V141H261L260 140V143H255L254 142V144H252V145ZM81 145V144H80ZM96 145V144H95ZM109 145H110V143H109ZM151 146H152V148L150 149L151 150V152H150V154L148 155V151H147V156L144 158V164L146 165H148V164H153L152 166H154V168L156 169V168H158V166H161V163H163V165L164 164H166L169 168H171V170H172V168H175V167H177V165L175 164V167H174V163H176V162H173L172 161V159H171V157H169L168 156V154L166 155H164V154H162V150H160L159 149V147L157 146V144H156V146L155 145H153V144H150ZM168 145H170V144H168ZM168 145H165V146H167L168 147ZM177 145V144H176ZM45 146V145H44ZM88 146V145H87ZM91 146V145H90ZM104 146V145H103ZM125 146V145H124ZM123 146V147H124ZM159 146H160V144H159ZM173 146V145H172ZM180 146V145H179ZM203 146V145H202ZM204 146H205V144H204ZM35 146L33 145H28V144H23L22 145V153L24 154V155H27L28 157H29V160H33V159H35V160H38L39 162L37 163V164H30L29 165V169H28V171H29V173H27L29 176H30V178H32V177H34L35 176V173L37 172V171H43V170H45L47 167H50L52 164H54L55 162H60V160L62 161V159H64V158H67V159H69V158H73V157H75L76 159H75V161H73L72 163H70L69 165L71 166V169L73 168V167H77L78 168V170L84 175V177H85V180L86 181H88V179H89V177H91V180H90V183H85V184H83V185H78V186H73L72 185V183H71V179H72V176L71 177H69V179H68V181L67 180H64V182L62 183V186H61V188H60V191H61V193H63V194H65V196H66V198L70 201V199H71V195L73 194V192H80V191H82L84 188H88V187H95V189H96V192H98V189H100V187H102L104 184H105V182H106V179H108L109 177H110V175H109V177L108 178H106V175L107 174H109V173H112L111 171V169H109L108 168V162L109 161H112V162H114V161H120L119 159H122V158H124L125 159V162H126V160H128V161H133V160H135V153H133V151L132 150H130L129 151V148H124L123 149V153L122 154H114V150H112L110 153V156H108L106 159H105V161H103V160H99L100 158H96V157H94L95 158V160L92 158V156H89L88 154L89 153H91V151H93V150H84V151H79V150H77V149H74V152H73V154H68V155H66V153H67V151H65V150H63L61 147H59V149H58V155L57 154H55V156L54 155H52V154H47L46 155V157H44V155H42V153H44V151L43 150H41V149H38V148H34ZM113 147V146H112ZM164 147V146H163ZM170 147V146H169ZM176 147V146H175ZM94 148V147H93ZM183 148V147H182ZM181 148V149H182ZM188 148V147H187ZM200 148V147H199ZM260 148V147H259ZM89 149V148H88ZM104 149H105V147H104ZM108 149V148H107ZM168 149V148H167ZM172 149V148H171ZM177 149V148H176ZM180 149V148H179ZM191 149V148H190ZM96 150H97V148H96ZM101 150H102V148H101ZM100 150V151H101ZM148 150H149V148H148ZM170 150V149H169ZM175 150V149H174ZM186 150V149H185ZM196 150V149H195ZM104 151H106V150H104ZM108 151V150H107ZM110 151V150H109ZM177 151H179V150H177ZM183 151V150H182ZM94 153H95V150L93 151ZM97 152V151H96ZM137 152V151H136ZM256 152V151H255ZM98 153V152H97ZM101 153H102V151H101ZM171 153V152H170ZM179 153V152H178ZM204 153V152H203ZM227 153V152H226ZM235 153H236V151H235ZM99 154V153H98ZM105 154V153H104ZM108 154V153H107ZM140 154V153H139ZM177 154V153H176ZM41 155H42V157H41ZM91 155V154H90ZM106 155V154H105ZM109 155V154H108ZM143 155V154H142ZM225 155H227V154H225ZM230 155V154H229ZM94 156V155H93ZM98 156V155H97ZM145 156V155H144ZM223 156V155H222ZM231 156V155H230ZM106 157V156H105ZM221 157V156H220ZM227 157H228V155H227ZM227 157L226 156H224V159L226 160V161H228L227 160ZM264 157V156H263ZM142 158H143V156H142ZM142 158H140V159H142ZM174 158V157H173ZM218 158V157H217ZM216 158V159H217ZM221 158H223V157H221ZM124 159L123 160H121L122 161V163L121 164H123L124 163ZM1 160V159H0ZM34 160V161H35ZM83 160H86V161H84V162H82ZM174 160V159H173ZM245 160V159H244ZM254 160L255 159H251L250 161H248V162H245L244 164H245V167L247 166V167H249L247 164H249V165H251L252 163H254ZM98 161L99 162H103V163H101L102 165H103V167L102 168H104L103 169V173H102V175H100L101 177H95V175H96V170L94 169V168H98L100 165H98ZM127 161V162H128ZM217 160H215V162H216ZM222 161V160H221ZM221 161H219L220 163H221ZM70 162V161H69ZM111 162V163H112ZM139 162H141V160L139 161ZM244 162V161H243ZM64 163L65 162H63V164L61 165V166H63L64 165ZM114 163H116V162H114ZM118 163V162H117ZM133 163H134V161H133ZM214 163V162H213ZM138 164V163H137ZM136 164V165H137ZM67 165H68V163H67ZM117 165H120V162H119V164H117ZM129 165H130V162H129ZM131 165H132V163H131ZM214 165V164H213ZM4 166H5V168H3V169H0V180L2 179L3 181L4 180H6L7 182H16L17 180H21L22 181V176L21 175H19L17 172V169L19 168L18 166H17V168H15L14 167V165L13 164H9L8 163V161L7 162H5L4 163ZM110 166V165H109ZM128 166V165H127ZM134 166H135V164H134ZM133 166V167H134ZM140 166H142V165H140ZM114 167V166H113ZM119 168L121 167V166H118ZM125 167V166H124ZM133 167H131V168H133ZM143 167V166H142ZM145 168L147 167V166H144ZM143 167V168H144ZM150 167V166H149ZM259 167V166H258ZM257 167V168H258ZM116 168V166L114 167V169ZM128 168V167H127ZM130 168V169H131ZM145 168H144V170H145ZM253 168V167H252ZM5 169H6V171H5ZM137 169H141V167L140 168H137ZM148 169V171H150L149 169H151V168H147ZM159 169V168H158ZM157 169V170H158ZM162 170H163V168H161ZM165 169V168H164ZM245 169H247V168H245ZM260 169V168H259ZM63 170V169H62ZM65 170V169H64ZM118 170V169H117ZM119 170H121V169H119ZM152 170V169H151ZM162 170H160V171H162ZM166 170V169H165ZM239 170H241V169H239ZM248 170V169H247ZM250 170V169H249ZM251 170H253V169H251ZM262 170V169H261ZM99 171V170H98ZM129 171V170H128ZM128 171H126V172H128ZM138 171V170H137ZM176 171V170H175ZM179 171V170H178ZM255 171V170H254ZM118 172V171H117ZM143 172V171H142ZM142 172H138V173H142ZM150 172H152V171H150ZM158 172H159V170H158ZM162 172H164V171H162ZM161 172V173H162ZM170 172V171H169ZM172 172V171H171ZM240 172V171H239ZM258 171H256V173H257ZM120 173V172H119ZM178 173V172H177ZM177 173H175V174H177ZM235 173H236V171H235ZM245 173H246V171H245ZM70 174V173H69ZM129 174V173H128ZM143 174V173H142ZM168 174V173H167ZM181 174H182V172H181ZM187 174V173H186ZM244 174V173H243ZM63 175H65L64 173H63ZM136 175H138V174H136ZM140 175V174H139ZM152 175H153V173H152ZM152 175H150V174H147V176H142V177H144L145 178V180H146V183L147 182H149L148 180H149V177L150 176H152ZM120 176V175H119ZM160 176H162V175H160ZM64 177V176H63ZM122 177V176H121ZM163 177H164V175H163ZM138 178V177H137ZM141 178V177H140ZM143 178V179H144ZM152 178H154V177H152ZM233 178V177H232ZM238 178V177H237ZM142 179V180H143ZM155 179V178H154ZM153 179V180H154ZM160 179V178H159ZM241 179V178H240ZM244 179V178H243ZM1 180V181H2ZM150 180H152V179H150ZM152 180V181H153ZM155 180H157V179H155ZM173 180H174V177L172 176V174H170L169 173V177H168V182L169 183H173ZM246 180V179H245ZM0 181V182H1ZM127 181H132V180H127ZM144 181V180H143ZM241 181V180H240ZM51 182V181H50ZM49 182V183H50ZM53 182V181H52ZM51 182V183H52ZM145 182V181H144ZM155 182V181H154ZM162 182H163V180H162ZM161 182V183H162ZM109 184H111V182L109 181L108 182ZM166 183V182H165ZM168 183V184H169ZM179 183V182H178ZM178 183H177V185H178ZM185 183V182H184ZM183 183V184H184ZM156 184H157V182H156ZM173 184H175V183H173ZM50 185V184H49ZM164 185V184H163ZM162 185V186H163ZM172 185V184H171ZM170 185V186H171ZM207 185V186H206ZM51 186V185H50ZM49 186V191H51V187ZM153 186V185H152ZM173 186H175V185H173ZM176 187V186H175ZM36 188L38 189V185L36 186ZM150 188H151V186L149 185V187H148V189L150 190ZM153 188V187H152ZM159 188V187H158ZM162 188V187H161ZM166 188H168V187H166ZM201 188H199V189H201ZM144 189V188H143ZM146 189V188H145ZM171 189V188H170ZM197 189V188H196ZM240 189V190H241ZM152 190V189H151ZM169 190V189H168ZM201 190H203V189H201ZM240 190H239V192H240ZM136 191H138V193H140L139 192V190H136ZM235 191V190H234ZM96 192H90V193H88V195L89 196H92V195H95L96 194ZM148 192V191H147ZM206 192H207V195L205 196V194H206ZM233 192V191H232ZM132 193H134V192H132ZM132 193H124V194H121V195H117L116 197H108L104 202H105V204L107 205V207H105V208H102V209H100V212L98 213V215H99V218H97V216H93V217H91L90 219H91V224L90 225H83L82 223H79V222H76V223H72V222H69V221H67L66 219L64 220V222L62 223V224H60V225H55L54 224V227L52 228V224L50 223V221H48V220H46V222H45V224H44V227L42 228V230H41V232H39V233H37L36 231H34V229H29V228H21L20 229V234H19V236H20V238H28V237H32V238H35L36 240H42V239H44L45 237H47V234L49 233V231L51 230V232H52V234H53V229H55V231H56V229L57 228H61V230H60V232L59 233H63V235H58L55 239H51V236H50V238L47 240L48 241V243H46L45 245H44V247H43V250L41 251V252H38V253H36L35 254V256L33 257V260H32V264H37V261H40V264H59V261H60V259H61V257L60 256H57L56 255V253H55V248L56 247H60V248H65V249H68L69 250V252L70 253H75L76 255H71V256H69V257H67V261H68V264H81V261H83V260H86L87 259V257H94V256H97L98 258H99V260L97 261L98 262V264L99 263H101V264H126V260H128V263L129 264H137L139 261V259L138 260H136L137 259V257H139L138 255L141 253H143V249H145V248H148L149 246H145V244L144 243H139L138 242V240L137 241H135L134 240V233H136L137 232V230L140 228L139 226L141 225L142 226V224L144 225H146V223H149L150 225H151V220H154L153 219V216H152V214L155 212L154 211V209L156 208V207H158V206H160V207H163V208H168L169 210H171L172 211V209L174 210H176V212H174V214L175 215H180L182 212H183V214H184V212H185V210H186V207L188 206V204H187V197L186 196H182V195H180V196H178V197H175V196H173V197H175L172 201H167V202H165L164 204H162V205H159V203L158 202H160V201H152V202H150L149 201V203L147 204V205H145V208L146 207H148L147 209H141V210H145V213H143L142 214V212L139 210V212H140V214H138L139 216L140 215H145L144 217H142V216H140L137 220L136 219H134L133 218V216H132V214H135L133 211H132V213H128V215H125V216H123L118 222H119V224H117V225H115V226H113V224H114V222H112V220H109L110 218H111V216H109L108 215V212H111L112 210H114L115 208H118L117 207V205H119L120 206V203H122L126 198H128L130 195L131 196H133L132 195ZM143 193H145V192H143ZM37 194H38V192H37ZM135 194H137L136 192H135ZM140 196H141V194H140ZM140 196H138V197H140ZM222 196V195H221ZM245 196H248L247 198H244ZM38 197V196H37ZM134 198V197H133ZM169 198H171V197H169ZM168 198V199H169ZM132 199V198H131ZM127 201V200H126ZM166 201V200H165ZM214 201V200H213ZM162 202V201H161ZM164 202V201H163ZM203 202V201H202ZM200 202H198V205L195 207L196 209H200V208H202V206L201 205H203V206H205L206 204L208 205V203H204V204H199ZM129 204V203H128ZM214 204V203H213ZM216 205V204H215ZM165 206V207H164ZM121 208V207H120ZM144 208V207H143ZM194 208V209H195ZM158 210H159V208H157ZM156 209V210H157ZM207 209V208H206ZM136 210V209H135ZM162 210V209H161ZM164 210V209H163ZM166 210V209H165ZM201 210H203V209H201ZM137 211V210H136ZM189 211V210H188ZM190 211H191V209H190ZM193 211V210H192ZM191 211V212H192ZM138 212V211H137ZM187 212V211H186ZM200 212V211H199ZM155 213H157V211L155 212ZM162 213V212H161ZM166 213V212H165ZM164 213V214H165ZM187 213H189V212H187ZM3 215V220H5V222H8V223H10V217H8L7 216V214L6 213H2ZM102 214L104 215V216H102ZM110 214V213H109ZM112 214V213H111ZM137 214V213H136ZM164 214L162 215V216H164ZM147 215V216H146ZM173 215V214H172ZM189 215H191V213L189 214ZM154 216H156V215H154ZM160 216V215H159ZM181 216H183V215H181ZM185 216V215H184ZM192 216V215H191ZM165 217H166V215H165ZM174 217V216H173ZM113 218V217H112ZM115 218V217H114ZM113 218V219H114ZM141 218V219H140ZM147 218V219H146ZM167 218V217H166ZM189 218V217H188ZM164 219V218H163ZM163 219H161V220H163ZM149 220V221H148ZM158 220H159V217H158ZM113 221H115V220H113ZM117 221V220H116ZM133 221H135V223H133ZM156 221V220H155ZM194 221V220H193ZM190 222V221H189ZM192 222V221H191ZM171 223V222H170ZM65 224V225H64ZM160 224H162V223H160ZM139 225V226H138ZM153 225V224H152ZM169 225H171V224H169ZM189 227H191V226H194V224L193 225H191L190 223H189ZM62 226V227H61ZM90 226H92V227H112L113 229H111L112 230V232H113V235L111 236V237H108L107 239L105 238V241H103V243H99L98 244V248H95V246L94 247H88L89 246V244H88V242L87 241H84V239H83V235L85 234V232H86V230H85V228L86 227H90ZM147 226H149V225H147ZM157 226V225H156ZM69 228H71L72 229V231L71 232H68L67 231V229H69ZM150 229V228H149ZM158 229H160L159 231H158ZM168 230V227H162V226H159V227H157V229L155 230V231H153V233L156 235V234H159V233H161V234H165L166 232H165V230ZM191 229H194L193 227L191 228ZM30 230H33V232L31 233V234H29V231ZM151 230V229H150ZM154 230V229H153ZM23 231V232H22ZM143 231V230H142ZM192 231V230H191ZM196 231H198V230H196ZM145 232H146V230H145ZM144 232V233H145ZM217 232V234L219 233V235H216L215 233ZM35 233V234H34ZM150 233V232H149ZM148 233V234H149ZM187 233V232H186ZM34 234V235H33ZM188 234L190 235V233L188 232ZM188 234H186L185 236H183V238H186V239H188ZM37 235H38V237H37ZM153 235V234H152ZM169 235V233L168 234H165L164 236H163V241H162V239H160V241L159 242H157L156 243V245L154 244V242H153V244H154V247L152 246V248H148V249H150L147 253H145L148 257H150V256H158V257H160L161 258V261H165L166 262V264H197V262L195 261V260H193V259H191V252H188V253H186V251H184V248L185 249H187V250H190V249H188V248H186L185 246H184V244L181 242V241H179V242H176L177 244H175L174 245V247L171 249V251H172V253H169V254H165L163 257H165V258H163V257H161L160 256V253H162V254H164L165 253V245L163 244V243H165L166 241H167V236ZM42 236V237H41ZM69 236H71V239H69L68 237ZM192 236V238L193 239H191V240H196V236H193V234L191 235ZM150 237V236H149ZM94 238V237H93ZM138 238V237H137ZM182 238V239H183ZM77 239H80L81 241H82V243H80V244H77L76 243V240ZM145 240H143L142 239V242H145L146 241V238H144ZM148 239V238H147ZM128 240H131L132 242L130 243V241H128ZM185 241V243H186V240H184ZM183 241V242H184ZM193 242V241H192ZM262 245H264V232H258V235H257V239H256V241L255 242H253V244L248 248V249H246V250H240L239 248H237V251L239 252V254H240V258L241 259H243V260H245L246 262H247V264H253V259H254V257H255V253H256V250L257 249H259ZM189 247H190V245H189ZM54 253H55V255H54ZM140 254V255H141ZM133 255H135V256H133ZM95 259V258H94ZM141 260V259H140ZM155 260H156V258H155ZM160 260V259H159ZM136 261H138V262H136ZM163 261V262H164ZM167 261H169V262H167ZM153 262V261H152ZM142 263V262H141ZM94 264V263H93ZM151 264V263H150Z\"/></svg>",
  "mask_w": 264,
  "mask_h": 264
}]
</instances>
